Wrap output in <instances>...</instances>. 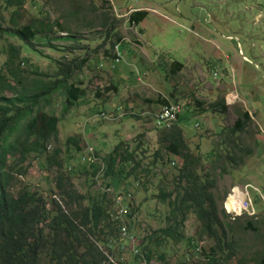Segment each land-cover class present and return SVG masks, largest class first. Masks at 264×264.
Returning a JSON list of instances; mask_svg holds the SVG:
<instances>
[{
    "label": "rangeland",
    "instance_id": "1",
    "mask_svg": "<svg viewBox=\"0 0 264 264\" xmlns=\"http://www.w3.org/2000/svg\"><path fill=\"white\" fill-rule=\"evenodd\" d=\"M145 8L140 22L128 19L132 11ZM14 10L0 1L1 29L36 17L47 20L53 33L45 38L43 32L36 35L32 51L17 37L0 31V73L7 43L19 45L13 64L27 81L41 77L40 71L55 70V60L67 63L87 57L73 73L74 84L79 82L85 89L83 97L64 109V96L55 93L33 109L39 107L59 119L44 154L56 148L58 159L63 160L68 150L70 158L59 169L65 183L77 193L113 197L112 207L107 204L106 208L120 227L124 224L126 235L118 230L116 238L110 239L111 255L97 244L99 249L110 260L118 256L129 261L132 249L165 225L167 208L156 196L158 184L172 189L180 158L167 161L158 142L163 127L155 125L154 117L163 98L180 107L178 126L190 152L199 158L197 173L214 181L219 214H227L224 200L238 196L248 203L247 210L226 216L233 252L225 264L237 260L256 264L264 256V0H23L17 14ZM110 23L114 29L107 31ZM68 34L78 37L79 43L64 38ZM173 61L182 67L170 73ZM220 98L227 105L223 113L200 110ZM239 116L242 129L229 133L228 127ZM71 136L79 141L78 150L73 144L65 145ZM119 141L134 150L138 167L135 176L119 180L114 188L103 177L102 156ZM156 150L162 159L155 156L152 164ZM92 163L98 168L82 173L83 166ZM5 165L11 176L7 191L14 194L27 185L42 195L46 208L51 199L60 202L53 164L45 167L29 155L20 165L7 154ZM19 166L26 167L23 173L17 171ZM145 168L149 170L142 171ZM231 190L233 195L227 197ZM122 193L130 195L129 219L115 217L114 198ZM198 229L199 222L189 213L182 234L193 237L194 247L186 239L164 240L154 248L165 254L164 261L152 253L151 264L204 261L214 242L205 235L198 237Z\"/></svg>",
    "mask_w": 264,
    "mask_h": 264
},
{
    "label": "trees",
    "instance_id": "2",
    "mask_svg": "<svg viewBox=\"0 0 264 264\" xmlns=\"http://www.w3.org/2000/svg\"><path fill=\"white\" fill-rule=\"evenodd\" d=\"M0 1L5 7L15 8L13 11L15 14L23 5V0ZM145 15L146 11L143 9L134 10L129 14L128 19L132 23H138ZM112 29L114 26L110 23L107 31ZM0 31L17 37L22 41L24 48L32 51H35L32 40L36 35L43 32L45 38L48 37L47 33H53L52 25L47 20L41 21L36 17L23 25L3 29L0 27ZM67 37L76 44L79 43V38L75 35L68 34L64 38ZM114 42H111L110 46L114 45ZM48 46L56 48L54 45ZM5 48L7 58L3 63L4 72L0 73V264H44L42 259H46V264H149L152 253L158 260L164 261L165 254L154 251V248L160 246L164 240L182 242L186 239L187 245L194 247L193 237H184L182 234L189 213L194 214L199 222L197 236L205 235L214 242V246L210 247L205 255V260L192 264H225L230 259L233 250L229 236V221L226 220L227 214L223 212L219 214L217 210L216 197L212 191L213 179L196 171L199 158L190 152L184 141L181 128L178 126L180 119L178 113L167 127L159 129L158 142L166 154L167 161H171L173 156L180 158L172 189H168L165 184H158L156 196L159 201L166 204L167 208L164 213L165 225L159 228L157 233L142 239L144 243L140 242L137 245L138 251L132 254L129 261L120 260L118 256L115 261L110 260L97 244L111 255L110 239L116 238L120 228L119 222L113 220L106 208L107 204L112 207L113 197L110 194L107 199L105 193L101 196L77 193L73 187L70 188L65 183L64 173L59 169L70 158L68 150L66 152L68 157L63 160L58 159L59 150L56 148L52 153L44 154L46 145L55 135L59 119L53 113L41 110L39 107L33 109L40 100L48 102V98L55 93L64 96V109L71 107L83 97L85 89L79 85V82L78 85L74 84L73 73L84 65L87 57L70 59L67 63L55 60L57 64L55 70L40 71L41 77L27 81L21 75L23 71L13 64L20 50L19 45L7 43ZM104 52L109 53V51ZM181 67V63L173 61L168 71L173 73ZM6 92L9 95H6ZM159 102L163 105L168 103L163 98ZM196 103L200 105V102ZM226 108L223 98H220L218 101L209 102L200 110L223 113ZM241 116L245 118L246 112ZM242 118L239 116L234 120L228 127L229 133L242 129ZM69 144L79 149V141L74 136L66 137L65 145ZM7 154L13 156L15 162L20 165L29 155L39 159L45 167L49 168L53 164L57 169L55 188L60 202L51 199L50 207L46 208L42 195L27 185H22L14 194L7 191L11 179L5 169ZM155 156L162 159V155L156 150L152 164L156 161ZM102 162L103 177L114 188L119 180L129 175L135 176L138 167L134 150L129 149L127 143L123 141H119L102 156ZM88 168L97 169L98 165L92 163L88 167L83 166L82 173H86ZM25 169L26 167L19 166L17 171L23 173ZM148 170L145 168L142 171ZM223 170L224 168L220 171ZM132 211L130 208L126 213L128 219L132 216ZM247 227L253 228L250 224ZM173 264H185V262L179 261ZM236 264L246 263L237 260ZM256 264H264L263 255L258 258Z\"/></svg>",
    "mask_w": 264,
    "mask_h": 264
},
{
    "label": "built area",
    "instance_id": "3",
    "mask_svg": "<svg viewBox=\"0 0 264 264\" xmlns=\"http://www.w3.org/2000/svg\"><path fill=\"white\" fill-rule=\"evenodd\" d=\"M180 111V107L177 103L166 104L161 107V109L155 115V125L156 126H167L170 121L174 120ZM242 194V191L239 190ZM233 191L227 195V197L232 196ZM227 199V198H226ZM130 195L129 193L116 194L114 198L115 203V217L117 219L124 216L128 210ZM247 204L244 199L240 200L238 196L232 197L229 203L226 205L225 200L222 202V207L227 214L238 215L242 210H247ZM229 207V209L227 208ZM122 234L126 235V228L124 224L119 228Z\"/></svg>",
    "mask_w": 264,
    "mask_h": 264
},
{
    "label": "clouds",
    "instance_id": "4",
    "mask_svg": "<svg viewBox=\"0 0 264 264\" xmlns=\"http://www.w3.org/2000/svg\"><path fill=\"white\" fill-rule=\"evenodd\" d=\"M178 115V114H177ZM168 126V125H167ZM167 126H160V127H167ZM226 199V198H225ZM126 215V214H125ZM137 246V245H136ZM137 247L135 249H132V254H136L137 253ZM149 264H151V261L149 262Z\"/></svg>",
    "mask_w": 264,
    "mask_h": 264
},
{
    "label": "bare ground",
    "instance_id": "5",
    "mask_svg": "<svg viewBox=\"0 0 264 264\" xmlns=\"http://www.w3.org/2000/svg\"><path fill=\"white\" fill-rule=\"evenodd\" d=\"M229 203V201L226 203V205ZM227 208L229 209V207L227 206Z\"/></svg>",
    "mask_w": 264,
    "mask_h": 264
},
{
    "label": "crops",
    "instance_id": "6",
    "mask_svg": "<svg viewBox=\"0 0 264 264\" xmlns=\"http://www.w3.org/2000/svg\"><path fill=\"white\" fill-rule=\"evenodd\" d=\"M144 10H146V8Z\"/></svg>",
    "mask_w": 264,
    "mask_h": 264
}]
</instances>
